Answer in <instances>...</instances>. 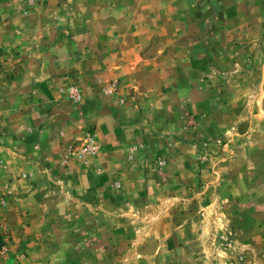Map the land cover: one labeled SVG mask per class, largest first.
Segmentation results:
<instances>
[{"label":"rangeland","instance_id":"1","mask_svg":"<svg viewBox=\"0 0 264 264\" xmlns=\"http://www.w3.org/2000/svg\"><path fill=\"white\" fill-rule=\"evenodd\" d=\"M0 264H264V0H0Z\"/></svg>","mask_w":264,"mask_h":264}]
</instances>
